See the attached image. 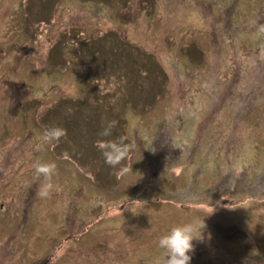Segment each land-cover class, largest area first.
I'll list each match as a JSON object with an SVG mask.
<instances>
[{
    "label": "rangeland",
    "instance_id": "obj_1",
    "mask_svg": "<svg viewBox=\"0 0 264 264\" xmlns=\"http://www.w3.org/2000/svg\"><path fill=\"white\" fill-rule=\"evenodd\" d=\"M261 29L264 0H0V264H154L183 223L190 264H264Z\"/></svg>",
    "mask_w": 264,
    "mask_h": 264
},
{
    "label": "clouds",
    "instance_id": "obj_2",
    "mask_svg": "<svg viewBox=\"0 0 264 264\" xmlns=\"http://www.w3.org/2000/svg\"><path fill=\"white\" fill-rule=\"evenodd\" d=\"M261 31H264V29H261ZM115 124V121L110 122L101 131L100 135L109 136ZM66 135V130L61 127L46 128L43 132L42 140L44 143H51L53 141H59L61 137ZM97 146L101 150L105 162L114 168L128 158L130 151L134 147V145L125 143L123 137L118 141H98ZM41 150H43V144L41 145ZM33 167L38 175L44 177L45 181L37 194L41 199H47L50 197V193L54 187L52 178L58 174L57 165L54 161H37ZM213 167L214 165L209 164V168ZM128 170V168L124 169V171ZM200 227H203V223ZM194 236L193 224L191 223L173 226L166 234H163L159 238L158 248L162 251L155 259L154 264H190L191 256L189 253L193 251L192 240Z\"/></svg>",
    "mask_w": 264,
    "mask_h": 264
},
{
    "label": "flooded vegetation",
    "instance_id": "obj_3",
    "mask_svg": "<svg viewBox=\"0 0 264 264\" xmlns=\"http://www.w3.org/2000/svg\"><path fill=\"white\" fill-rule=\"evenodd\" d=\"M48 261V262H47ZM50 261L48 260V259H46L43 263H41V264H51V263H49ZM35 264H39V263H35Z\"/></svg>",
    "mask_w": 264,
    "mask_h": 264
}]
</instances>
